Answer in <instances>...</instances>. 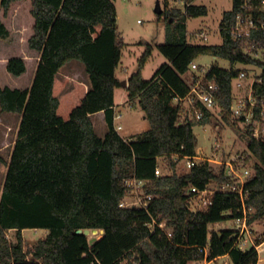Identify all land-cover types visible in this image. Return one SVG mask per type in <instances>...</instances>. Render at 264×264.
<instances>
[{
	"label": "trees",
	"instance_id": "16d2710c",
	"mask_svg": "<svg viewBox=\"0 0 264 264\" xmlns=\"http://www.w3.org/2000/svg\"><path fill=\"white\" fill-rule=\"evenodd\" d=\"M114 1L0 0V108L22 116L10 160L0 155L7 166L0 198V264H191L204 258L199 249L205 246L209 259L228 256L233 264H258V250L241 249L236 230L210 228L240 215L239 195L218 191L208 207L193 211L189 206L191 187L203 190L215 183L220 188L229 181L225 166L203 162L179 174L173 160L197 156L196 125L214 121L222 127L212 113L206 111L197 120L175 102L189 94L183 76L199 56L213 55L231 64L229 69L211 65L209 73L220 86L216 99L225 122L233 121V81L241 72L235 64L254 63L262 69L253 88L256 96L264 97V62L247 55L231 35L242 0H234L223 16L221 44L189 43L186 35L173 36L169 30L168 41L157 45L169 62L150 80L142 71L154 47L146 44L126 92L130 107L142 109L150 128L133 140L123 138L115 125L124 41ZM170 1L164 0L165 14L172 22L208 13L196 4L184 11L169 9ZM254 38L264 48V34L254 33ZM73 60L85 65L90 90L74 82L65 91L58 74ZM10 76L17 78V86L11 85ZM101 111L108 128L104 137L92 121ZM252 128L244 136L245 160H254L245 193L247 206L255 209L249 218L255 230L256 222H264V141ZM159 158L167 159L174 173L157 176ZM133 177L146 182V193L152 196L149 211L121 206L128 195L125 181ZM153 217L166 220L170 236L149 226ZM26 229L48 234L25 250ZM86 229L104 233L91 241L77 233ZM11 230L16 231L14 242L8 238ZM263 241L264 234L257 244Z\"/></svg>",
	"mask_w": 264,
	"mask_h": 264
},
{
	"label": "rangeland",
	"instance_id": "374dc122",
	"mask_svg": "<svg viewBox=\"0 0 264 264\" xmlns=\"http://www.w3.org/2000/svg\"><path fill=\"white\" fill-rule=\"evenodd\" d=\"M115 5L118 14V31L124 41V47L122 52V63L120 64L121 71L126 68V72H121V80L127 81L128 77L132 73L136 72L138 69L139 59L144 54L147 45L150 44L154 47L153 53L149 60L146 62L145 68L142 71L143 78L146 80L152 79L158 69L165 63H168V58L163 55L158 49L157 45L164 44L169 39L170 31H173V36H183L186 35V39L189 43L195 44H207V45H218L221 44L223 39L220 33V24L223 19L225 12L230 11L233 6L232 0H195L194 4L205 6L208 9L207 15L194 17V18H183L179 17L174 22L167 18L165 14V3L164 0H115ZM160 2L163 12L158 14L156 12L157 3ZM168 8H178L182 11L185 10L184 3H169ZM181 24H185L184 28H179ZM205 32L209 35V41H204L201 37V33ZM263 60V56L259 57ZM82 65L78 60H73ZM73 61H71L67 68L60 71L59 77L66 78L68 74L66 71H73ZM195 63L209 67L214 64H219L220 67L224 69H229L231 64L227 60L216 58L213 55H201L196 60ZM234 68L240 69L247 74V84H250L256 76L262 73V69L254 63L245 64L237 63ZM63 76V77H62ZM189 75L183 76V78L188 81ZM12 78V79H11ZM68 78V77H67ZM81 80L83 79L80 77ZM71 81L66 80L67 83L73 82V75ZM11 85L17 86L19 81L16 77L10 76ZM83 81V80H82ZM85 82V79H84ZM124 87V86H123ZM126 88V87H125ZM123 88L119 87L117 91L116 100L121 102L123 100L122 93ZM249 94L248 87L244 90H239L236 87V82L233 83V96L235 100L239 98L246 97ZM122 117L118 119L117 123L122 125L123 130L120 132L123 137L129 140L136 139L142 133L150 128L149 121L145 118V114L142 109H130L129 102L125 101V106H121ZM216 111H219L217 108ZM217 113V112H216ZM219 118L222 127L218 128L213 122H207L202 125H196L194 127V133L198 139L197 154L200 160L203 162H209L214 168H219L220 166L227 167L226 162L231 158L238 156L239 154L246 156L247 145L244 138V133L249 129L246 123L239 120H233L231 122H225L222 120L218 114L214 115ZM0 117L5 118V120L11 124V129L9 133L3 132V127H0V140L2 136H7L9 139V144L7 149L1 152L5 160H10L12 145L15 143L18 137L17 128H19L22 116L20 114H10L7 112H2L0 108ZM191 118L194 115H190ZM95 121L98 123L97 117ZM19 123V124H18ZM8 130V129H7ZM101 134L102 131L99 130ZM5 134V135H3ZM1 142V141H0ZM216 144L219 145L218 149H215ZM201 149L200 151H198ZM161 166V173L166 172L169 174L174 173L170 168L169 161L165 158L159 160ZM254 160L244 161V166L248 167L252 172V165ZM5 168L4 164H0V169ZM187 167L184 161H179L176 163L175 171L179 174L187 172ZM7 169L4 173V178L1 183L4 184L6 178ZM2 184V185H3ZM1 186V192H2ZM210 190L215 191L218 186L212 183L209 187ZM146 190V188H145ZM136 199V194H129L125 197L127 202L134 201ZM191 209L197 208V202L190 200ZM228 215V214H227ZM211 231H220L222 229H236V223L233 220H227L222 222L214 223L210 226ZM253 242L257 243V240L264 234V222H256L254 226ZM16 231H9L8 238L14 242ZM44 232L35 229H26L22 232V237L24 241V249L28 250L33 247L40 239L44 237ZM97 239L102 237V234L97 232ZM253 242H247L244 245V250L249 249ZM264 247V245H263ZM261 257L264 264V252H262ZM212 264H233L229 257H220Z\"/></svg>",
	"mask_w": 264,
	"mask_h": 264
},
{
	"label": "built area",
	"instance_id": "2783aa9c",
	"mask_svg": "<svg viewBox=\"0 0 264 264\" xmlns=\"http://www.w3.org/2000/svg\"><path fill=\"white\" fill-rule=\"evenodd\" d=\"M170 2L175 4L184 3L186 8L187 5L194 4L195 0L192 2H189V0H171ZM232 2H234V0H232ZM254 33L264 34V0H242L239 5L238 13L235 16L234 23L231 26V35L236 41L243 44L244 52L247 55L257 61L264 62V48L255 45L256 38H254ZM200 35L204 41H209L210 38L207 33L202 32ZM260 56H263V60L259 59ZM210 70L211 66L206 67L195 63V61L192 62L187 72L189 75L187 82L190 85V92L186 97H177L175 99V102L179 104L182 109L190 111V114L194 115V118L197 120H202L205 117L206 111L213 115L218 114L221 116V112L216 111L218 108L216 93L220 90V86L215 80L209 78ZM255 79L256 78H254L250 84H247V74L244 71H241L239 76L234 79L236 87L239 90H244L248 87L249 94L238 100H235L233 96L231 112L233 120H239L246 123L249 128L253 125V135L264 141V97L260 98L254 94L253 86ZM256 109H259L261 119H256ZM115 118L120 119L121 115H116ZM116 129L120 130L121 126H117ZM248 133L249 129L244 133V136ZM218 147L219 145L216 144L215 149H218ZM245 158L244 155L239 154L226 162V175L229 181L215 191L210 190L208 187L201 190L195 186L191 187L189 191V194H191L190 200H194L198 204L196 209H192L193 211L208 207L211 204L212 195L218 191L239 195L240 200L242 201V207L240 209V215L234 219V222L236 223L235 230L238 234L237 244L241 249H244V245L247 242H253L254 235V230L249 223V218L250 214L255 212V209L247 206V194L245 193V183L251 175V171L248 167L244 166ZM160 159L161 158H159V160ZM173 160L175 162L184 161L188 169L196 164L203 163V160H200L198 154L193 158H180L179 156H173ZM161 170L159 164L156 169L157 176L161 175ZM125 183L128 186V195L131 193L136 194V199L131 202L124 200L121 203V206L133 208L138 207L149 211L152 196L146 193V182L133 177L127 179ZM190 204H192V202H190ZM149 226L151 228L159 227L168 236L171 235V230L167 227L166 220L159 222L157 218L153 217ZM98 233L103 234L100 230H98ZM96 235L97 233H92L89 236L90 240L94 241V239H97ZM263 245L264 241L260 244L252 243V246H255L258 250L260 257V254L264 252ZM199 250L204 254V258L193 261L191 264H212L218 259L208 258L209 249L207 246L202 247ZM120 264H129V261L123 260Z\"/></svg>",
	"mask_w": 264,
	"mask_h": 264
},
{
	"label": "crops",
	"instance_id": "0c3cea01",
	"mask_svg": "<svg viewBox=\"0 0 264 264\" xmlns=\"http://www.w3.org/2000/svg\"><path fill=\"white\" fill-rule=\"evenodd\" d=\"M70 63V62H69ZM69 63L67 64V65H65L62 69H65V68H67L68 67V65H69ZM121 63H122V61H121ZM120 63V64H121ZM73 71H71V70H67L66 71V73L68 74V78H72V75H73V82H69V83H67L66 82V80H64V79H67L68 81L70 80L71 81V79H68L67 77L66 78H62V80L65 82V85H66V87H65V91H69V90H71L72 89V87H73V85H74V82H80V83H83L84 85H85V87H86V89L87 90H90V88H91V83H90V79H89V76H88V74H87V72H86V68H85V65L82 63V65L81 64H79L78 62H75V61H73ZM61 69V70H62ZM60 70V71H61ZM121 72H126V68H124V70H122L121 71V69H120V65H119V68L117 69V76L119 77V78H121ZM58 75H60V72H59V74ZM188 75V74H187ZM63 77V76H62ZM80 77H82L83 79V81L81 80V78ZM129 77H130V75H129ZM128 77V78H129ZM84 79H85V82H84ZM122 88H123V94H122V98H123V100L121 101V102H118L117 100H116V97H117V91H118V88L115 90V111H116V115H121V117H122V109H121V106H125V101H127L128 102V99H127V92H126V88L125 87H123L122 86ZM129 108L130 109H137V108H134V107H130V104H129ZM10 114H14V113H10ZM97 117V119H98V123L95 121V118ZM145 118H146V116H145ZM92 121H93V123H94V127H95V129H96V131H97V133L100 135V136H102V137H104L105 136V134L107 133V130H108V128H107V123H106V117H105V112H103V111H101V112H98V113H96V114H94V115H92ZM117 121H118V119H116L115 120V125H116V127L117 126H121V129L120 130H118V132L120 133L122 130H123V127H122V125H119L118 123H117ZM19 124V123H18ZM11 124H9L6 120H5V118H1L0 117V127H3L4 129H3V132L4 133H9V129L12 131V129H11ZM8 129V130H7ZM99 130H101L102 131V133L100 134L99 133ZM17 132H18V128H17ZM3 135H5V134H3ZM120 135H121V133H120ZM122 136V135H121ZM123 137V136H122ZM123 138H125V137H123ZM126 139V138H125ZM1 142H0V155L2 156V154H1V152L3 151V150H6L8 147H7V145L9 144V139H8V137L7 136H2L1 137V140H0ZM16 142V141H15ZM15 144V143H14ZM14 144L12 145V149H11V152H12V150H13V147H14ZM201 149H199L198 151H200ZM3 157V156H2ZM8 161V160H7ZM0 164H3V163H1L0 162ZM4 166H5V168H2V169H0V198H1V194H2V192H1V186H4V184L3 183H1V180L4 178V173H5V170L7 169V166L4 164ZM3 184V185H2ZM2 190H3V187H2ZM38 230H41V231H43L44 232V235L46 236L47 234H48V231L47 230H44V229H38ZM44 236V237H45ZM43 237V238H44ZM226 257H228V256H226ZM260 263H263V259H262V257H260V259H259V263L258 264H260Z\"/></svg>",
	"mask_w": 264,
	"mask_h": 264
},
{
	"label": "water",
	"instance_id": "95a60500",
	"mask_svg": "<svg viewBox=\"0 0 264 264\" xmlns=\"http://www.w3.org/2000/svg\"><path fill=\"white\" fill-rule=\"evenodd\" d=\"M156 12L158 13V14H161L162 12H163V9H162V6H161V3L160 2H158L157 3V6H156ZM121 84H122V86H124V87H127V81H122L121 82ZM101 232H103L104 233V231L103 230H100ZM98 232V230H93V231H91V230H89V229H86V230H78L77 231V233H84L86 236H90L92 233H97Z\"/></svg>",
	"mask_w": 264,
	"mask_h": 264
}]
</instances>
